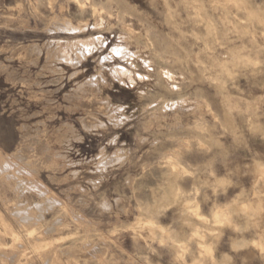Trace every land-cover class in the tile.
<instances>
[{
  "label": "rangeland",
  "instance_id": "1",
  "mask_svg": "<svg viewBox=\"0 0 264 264\" xmlns=\"http://www.w3.org/2000/svg\"><path fill=\"white\" fill-rule=\"evenodd\" d=\"M31 1L44 19L67 4L72 27L90 23L80 32L96 57L77 79L104 77L112 120L96 113L103 126L86 130L90 99L69 115L61 98L43 135L50 162L19 152L20 124L44 118L45 101L28 95L63 75L61 97L72 68L40 75L44 55L34 62L17 43H42L52 25L0 0L18 12L0 18V264H264V0Z\"/></svg>",
  "mask_w": 264,
  "mask_h": 264
},
{
  "label": "bare ground",
  "instance_id": "2",
  "mask_svg": "<svg viewBox=\"0 0 264 264\" xmlns=\"http://www.w3.org/2000/svg\"><path fill=\"white\" fill-rule=\"evenodd\" d=\"M49 1V0H48ZM22 2L23 4V7L25 8V10L29 11V12H33L32 13V18H34L35 20L39 19L40 21L43 20L46 22V23H49L51 24L52 26H48L46 28V33H47V37H46V40L43 41L42 43L40 42H36L35 40H30L29 43L27 44H24V46L26 47V56L29 55V56H34V62H36V58L38 59L39 55H44V64L41 65L40 67V75L43 74L44 75V72H41L42 69H45L47 70L46 72H48V70L50 72H56V71H61L63 70V68L61 66L58 65V63H61L65 66H69L72 68V72L69 73L67 76H65V78L68 79V81L72 82V86L71 88L63 93L60 97L59 93L61 92V89L63 88V75H60L58 77H55V78H51L49 80H46V79H39V85H42V86H45V88H42V89H39V90H42V93L44 91H48V92H45L47 93V95H41V92H37L39 94V97L36 98V96L34 95L35 92L33 91L32 93H30L28 95V99L30 100H37V103H41V101H45V102H42V104L44 105V109L48 110L49 111V114L48 115H44V109L43 110H39L38 112L39 113H42L43 114V119H38V120H35L34 122L33 121H30L32 123H27V125H24V123L20 124V126L18 127L19 130L21 131L20 133V140L18 142V146H17V149L19 150V152L21 151H29L30 154H34V153H40L43 155V158L40 159V160H37L35 161V164L37 165H43V164H47L50 162V154H46V150H49L50 152V148H52L51 144L49 142H47V140H45L43 137L44 134H46V132L48 131L47 128H46V121H49L51 122V120H54V116L53 115V111H54V104L56 103H53L51 104L52 102L56 101V100H61L62 98V101H66L68 102L67 104V108L70 112L69 115H71V112L72 113H75L77 110H76V105L75 102H78V98H86L88 101V99H90V104L89 106L87 105V103H84V105H82V107L85 106V104L88 106V108H93L94 107V110L92 115H88L86 119V117H83V123L82 125L84 126L83 128H86V130H88L90 127H94V126H98V125H101L103 126L104 122L102 120L99 119V117L96 115V113L98 114H101L105 117H107L110 121L112 120L111 117L112 115L110 114V111L108 110V106L106 105V103L104 102V99L100 98L98 94H102L103 93V89H104V85H106V80L104 79V77L101 78V83H96L93 81V78L94 76H90L89 78L85 79L84 81H80L78 80L77 78L82 76L83 75V71H82V68H83V65H84V62L88 61L89 58H94L96 57L95 53H93V49L92 47L94 46H91L93 44V42L91 41V38H83V36L85 34L81 33L80 31H84L86 30V28H88V26L90 25L87 24V22L84 23L83 27H79L77 26L76 28L75 27H72V25L70 24V12L68 10V7L67 4L65 6H62L60 7V12L57 11L56 7H58V5H50L52 8L54 7L55 9L51 12V17L49 19H44L43 18V15L40 14V15H36L35 13V8L37 7L31 0H23V1H20V3ZM78 3L79 4H83V2L79 1L78 0ZM59 4H62V3H59ZM18 5V4H17ZM49 6V7H50ZM16 9V7H14ZM38 8V7H37ZM67 8V10H66ZM82 8V7H81ZM17 10V9H16ZM24 12V11H23ZM81 12H84L83 10H81ZM0 18L3 17V15H7V16H13L15 15L16 13L18 12H14L12 10H9V11H5V10H1L0 9ZM59 13V14H58ZM83 15V14H82ZM16 16V15H15ZM14 17V16H13ZM38 17V18H37ZM23 20V19H22ZM2 21V19L0 20ZM18 21V20H17ZM21 21V19H20ZM4 22V21H3ZM23 22V21H22ZM25 24V23H24ZM96 25V24H93V26ZM59 29L60 31L63 30L65 31L66 34H69V35H66V36H61V35H58L56 34V32H59ZM94 28H91L89 30H93ZM89 30L87 33H89ZM71 32V33H69ZM75 32V33H74ZM77 32H80V33H77ZM30 34V37L34 36V34ZM90 34V33H89ZM93 34V33H92ZM58 37V39H56ZM75 38L74 40H71V38ZM123 37V36H121ZM64 38V40H62ZM103 41V44L101 45V47H103L104 45V40L102 39L100 43H102ZM92 43V44H91ZM21 46V45H19ZM24 46L22 47H19V50L21 48H23ZM114 47V46H113ZM116 47V46H115ZM118 48V47H117ZM115 48V49H117ZM24 49V48H23ZM22 49V50H23ZM94 50H95V46H94ZM21 51V50H20ZM29 52V54H27ZM114 52H116L114 50ZM111 57V56H110ZM127 57V56H125ZM6 58V57H5ZM29 58V57H28ZM109 58V56H108ZM97 59H98V63L101 64V66H103L102 64V60H103V57H101V55L99 54L97 56ZM130 59V58H129ZM107 60V59H106ZM112 61V60H111ZM26 65V64H25ZM35 65V64H34ZM32 65V66H34ZM23 67V66H21ZM36 67V66H35ZM116 67V66H115ZM113 67L111 70H114V69H117ZM43 70V71H45ZM26 71V70H25ZM39 73V72H38ZM58 74L60 72H57ZM55 73V74H57ZM53 74V73H52ZM38 75V74H37ZM41 77V76H40ZM23 81V80H22ZM33 81V80H32ZM31 81V82H32ZM35 80V84H38ZM27 82V81H26ZM55 85L58 83L59 86H56V87H47V85L49 84H54ZM28 83V82H27ZM41 86V87H42ZM58 90V96L55 95V100L52 99L51 97V93H52V90ZM95 92V93H94ZM64 98V100H63ZM77 100V101H76ZM61 101V102H62ZM95 101V102H94ZM12 104V103H11ZM83 104V103H82ZM57 106V105H56ZM91 106V107H90ZM65 108L64 106V103H58V110L61 109V108ZM81 107V105H80ZM86 107V106H85ZM84 107V108H85ZM106 109L108 112H106ZM56 110V109H55ZM91 111V112H92ZM36 112V111H35ZM88 112V111H87ZM37 113V112H36ZM33 113H31V116H32ZM39 115V114H38ZM87 115V114H86ZM30 116V115H29ZM36 116V115H35ZM24 117V116H23ZM59 117V116H58ZM70 118V117H69ZM24 119V118H23ZM80 119V118H78ZM82 120V119H80ZM64 121V120H63ZM79 121V120H78ZM67 121H64L63 125L67 126L68 124L71 125V122H69L68 124L66 123ZM122 122V121H121ZM37 125V126H35ZM34 126V127H33ZM69 127V126H67ZM71 127V126H70ZM100 127V126H99ZM105 127V126H104ZM102 128V127H101ZM92 129V128H91ZM90 129V130H91ZM25 130H29L30 132V136H29V149H27L26 145L25 147L24 144H25V141H23V137L26 135V133H24ZM95 130V129H94ZM45 132V133H44ZM13 134V133H12ZM12 137V136H11ZM26 137V136H25ZM28 141V140H27ZM27 143V142H26ZM48 148V149H47ZM3 151V150H2ZM5 152V151H4ZM61 156V155H60ZM19 157L20 160L22 159H26L27 157L25 156H20V155H17V158ZM46 157V158H45ZM34 158V157H33ZM125 158L127 157H124V156H117L115 160H119L122 162V160H124ZM18 159V160H19ZM19 160V161H20ZM30 161V160H29ZM18 162V161H17ZM19 163H22V162H19ZM31 163V162H30ZM3 164V163H2ZM1 164V165H2ZM101 164V163H100ZM10 164L9 163H6L5 166H9ZM15 165V164H14ZM99 165V164H98ZM51 168L53 170H56V167L51 165ZM3 166H0V168L2 169ZM11 167V166H10ZM13 167V166H12ZM23 167V166H22ZM6 168V167H5ZM24 168V167H23ZM4 169V168H3ZM2 169V170H3ZM34 168H31V169H28L26 170L25 169V172L26 171H33L34 172ZM60 171V170H59ZM5 172V171H4ZM78 173V170H73L72 171V174L75 176L74 178H76V174ZM27 174V173H26ZM31 175V174H30ZM33 175V174H32ZM55 176H51V180L53 179L54 180ZM24 179V178H23ZM19 181V180H18ZM20 182V181H19ZM31 182V181H30ZM24 183V182H23ZM20 184V183H19ZM34 185H37L34 183ZM19 186V185H18ZM18 186L16 185V187L18 188ZM23 186V185H22ZM41 188L43 185H40ZM40 186H37V187H40ZM39 188V189H41ZM22 189V188H20ZM72 189V188H71ZM49 190V189H48ZM26 191V190H25ZM28 191V189H27ZM44 192V191H43ZM43 192H41V194H43ZM33 193V192H32ZM46 193V192H45ZM36 194V193H34ZM41 194L39 196H41ZM37 195V194H36ZM35 195V196H36ZM38 196V197H39ZM31 197V196H30ZM105 201L103 202V205H105L106 207L109 206L110 204V201L107 197H104ZM36 200V198L34 199V201ZM39 200V199H38ZM45 200V199H44ZM115 202L116 203H120V197H116L115 199ZM43 201V199H42ZM41 201V202H42ZM56 202H60V200L56 197H54V195L52 196H48L47 200H46V203L48 204V206L51 207V205L53 203H56ZM24 203V202H22ZM35 205V204H34ZM42 205V204H41ZM44 205V204H43ZM54 205V204H53ZM13 206V205H12ZM36 209L39 207L40 208V211H41V207H40V203H36ZM31 207V206H30ZM29 207V208H30ZM50 207H48L50 209ZM23 208V207H22ZM21 208V211H19V214L21 213L22 216H20V218H22L23 220H28L30 219V215L27 213V208L25 209H22ZM43 208V207H42ZM27 209V210H26ZM19 210V209H17ZM16 210L15 213H18V211ZM39 210V209H38ZM30 212V211H29ZM14 213V214H15ZM31 213V212H30ZM42 213V212H41ZM80 213V212H79ZM13 214V215H14ZM40 216L41 214L38 213ZM76 214V213H75ZM16 215V214H15ZM82 215V214H81ZM18 216V215H17ZM33 216V215H32ZM36 218L38 215H35ZM77 216V215H76ZM80 216V215H79ZM19 217V216H18ZM21 220V219H20ZM23 222V221H22ZM21 223V222H20ZM32 223V222H31ZM34 223V222H33ZM36 223V222H35ZM61 223V222H60ZM30 224V222L28 223ZM56 224V223H55ZM6 225V224H5ZM23 225V224H21ZM26 225V224H25ZM54 225V224H53ZM29 226V225H28ZM6 227V226H5ZM13 227V226H12ZM23 227V226H22ZM27 226H25L26 228ZM33 227V226H32ZM9 228V227H8ZM16 231V230H15ZM6 233V232H5ZM9 233H13V232H9ZM16 233V232H15ZM46 234V233H45ZM42 235L44 236L43 232H42ZM39 237V235H38ZM40 239V238H39ZM38 239V240H39ZM48 240V239H47ZM19 246V245H18ZM40 253V251H39ZM2 256V255H1ZM13 259V258H11Z\"/></svg>",
  "mask_w": 264,
  "mask_h": 264
},
{
  "label": "crops",
  "instance_id": "3",
  "mask_svg": "<svg viewBox=\"0 0 264 264\" xmlns=\"http://www.w3.org/2000/svg\"><path fill=\"white\" fill-rule=\"evenodd\" d=\"M20 1H23V0H20ZM21 3H22V2H21ZM24 16H25V15H24ZM24 16H23V17H24ZM20 19H21V22H22V21H25V22H26L25 18H20ZM20 19L17 18L15 22H20ZM22 19H23V20H22ZM17 20H18V21H17ZM23 33H24V32H23ZM25 35L30 36V34H25ZM34 35H35V34H34ZM8 36H9V37H12V38H13V37L15 38V33H13V32H8ZM15 40H16V39H15ZM18 44H21V45L23 44V45H24V43H17V45H18ZM54 197H56V196H54ZM56 198H57V197H56Z\"/></svg>",
  "mask_w": 264,
  "mask_h": 264
}]
</instances>
